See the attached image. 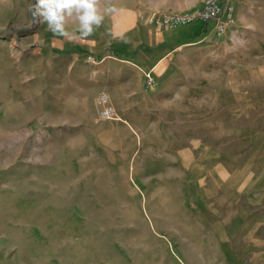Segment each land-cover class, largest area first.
I'll return each mask as SVG.
<instances>
[{"label": "rangeland", "instance_id": "rangeland-1", "mask_svg": "<svg viewBox=\"0 0 264 264\" xmlns=\"http://www.w3.org/2000/svg\"><path fill=\"white\" fill-rule=\"evenodd\" d=\"M228 1L218 34L99 0L84 36L0 0V264H264V0Z\"/></svg>", "mask_w": 264, "mask_h": 264}, {"label": "built area", "instance_id": "built-area-1", "mask_svg": "<svg viewBox=\"0 0 264 264\" xmlns=\"http://www.w3.org/2000/svg\"><path fill=\"white\" fill-rule=\"evenodd\" d=\"M140 17L147 25L157 28H177L191 23L212 24L218 34L227 32L235 24L234 5L226 0H204L202 6L182 11H157L141 14ZM100 115L112 118L116 110L106 92L98 95Z\"/></svg>", "mask_w": 264, "mask_h": 264}, {"label": "clouds", "instance_id": "clouds-1", "mask_svg": "<svg viewBox=\"0 0 264 264\" xmlns=\"http://www.w3.org/2000/svg\"><path fill=\"white\" fill-rule=\"evenodd\" d=\"M99 0H36L33 5V16L44 19L40 22H47L49 30L55 35H66L65 10H77L75 20L79 23V30L82 35H91L94 27H99L103 17L98 13Z\"/></svg>", "mask_w": 264, "mask_h": 264}, {"label": "trees", "instance_id": "trees-1", "mask_svg": "<svg viewBox=\"0 0 264 264\" xmlns=\"http://www.w3.org/2000/svg\"><path fill=\"white\" fill-rule=\"evenodd\" d=\"M223 2H225L226 0H222ZM79 53L83 54V55H86L88 54V51L86 50H80Z\"/></svg>", "mask_w": 264, "mask_h": 264}, {"label": "crops", "instance_id": "crops-1", "mask_svg": "<svg viewBox=\"0 0 264 264\" xmlns=\"http://www.w3.org/2000/svg\"><path fill=\"white\" fill-rule=\"evenodd\" d=\"M210 25V24H209ZM212 25V24H211Z\"/></svg>", "mask_w": 264, "mask_h": 264}]
</instances>
